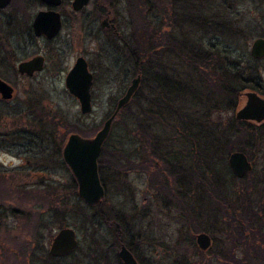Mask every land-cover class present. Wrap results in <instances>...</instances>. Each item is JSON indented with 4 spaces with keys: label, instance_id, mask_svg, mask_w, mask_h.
I'll list each match as a JSON object with an SVG mask.
<instances>
[{
    "label": "trees",
    "instance_id": "1",
    "mask_svg": "<svg viewBox=\"0 0 264 264\" xmlns=\"http://www.w3.org/2000/svg\"><path fill=\"white\" fill-rule=\"evenodd\" d=\"M95 1V4H109L115 0ZM123 1L128 10L123 38L129 41V51L124 50L135 73L141 60L143 70L140 88L118 115H127L131 132L138 136L141 145L137 152L118 153V158L108 150L107 139L98 160L101 184L107 188L105 176L115 181L120 175L125 180V173L130 170L146 175L147 189L153 191L154 201L163 212L178 218L185 234L192 237L190 245L202 255L196 264H209L205 255L228 259L220 251L213 254V243L220 238L240 241V264H264V176L258 181L252 171L236 179L225 165L233 151L243 152L250 162L253 160V151L264 145V123L239 122L230 117L225 124L221 118L225 113L235 114L243 103L242 93L246 88L257 92V74L230 54L205 44L207 37L235 43L239 29L231 17L232 3L230 0ZM37 4V0H12L9 6L18 12L17 25L24 23L28 39L32 38L29 8ZM31 48L26 45L22 55L30 56ZM145 83L147 88L142 93ZM51 153L59 158L54 150ZM36 157L41 164L51 161L47 155ZM104 168L108 171L106 175ZM153 179L157 180L156 188L152 186ZM229 179L239 187L231 189ZM50 189L45 192L44 215L33 218L35 215L30 211H23L27 220L35 219L27 222L33 236L52 226L66 227L68 216L74 212L81 229L97 248L101 244L96 238L97 225L111 229L116 247L121 245L123 235L132 233L129 239L135 238L134 241L123 245L138 264H143L136 246L149 243L133 227L146 212L144 207L127 211L123 204L110 205L104 199L97 206H87L77 196L74 178L68 186L70 195L51 186ZM33 193L39 194L31 190L20 196ZM70 197L75 199L71 201ZM198 233L211 235L212 247L206 252L196 247ZM23 249L26 247L20 252ZM48 259L55 261L50 256ZM173 264L182 263L175 260Z\"/></svg>",
    "mask_w": 264,
    "mask_h": 264
},
{
    "label": "rangeland",
    "instance_id": "2",
    "mask_svg": "<svg viewBox=\"0 0 264 264\" xmlns=\"http://www.w3.org/2000/svg\"><path fill=\"white\" fill-rule=\"evenodd\" d=\"M70 1L65 0L58 10L66 24L59 36L49 43L36 40L29 44L27 34L24 33L27 31L24 23L20 26L6 24L12 10L7 9L0 13V65L2 66L0 78L10 84L15 91L11 101L0 104V140H3L2 146L5 145L0 150V168H2L0 171V264H97L96 261L101 264H121L117 257L119 247L114 246L113 232L109 227L97 225L96 238L101 244L98 248L93 244L91 246L92 240L81 229L73 212L65 223H67L66 227L74 229L77 234V249L65 258L51 261L48 259V249L59 227L52 226L33 236L27 223L28 220L44 215L47 199L45 192L51 190L50 186L57 192L71 194L68 186L73 177L68 168L59 161L62 160L61 153L67 137L74 133L84 138L94 137L110 117L113 103L115 104L124 92L121 91L122 93L119 94V88L124 82L123 77L116 76V69L108 66L111 61H108L106 51L110 54L111 51L110 48H106L107 44L104 43L106 39H102L105 33H100L99 22H95L96 13L93 4L96 1L91 0L90 5L79 14L71 12ZM230 2L231 17L239 29L235 43L226 44L222 38L207 37L205 44L213 50L218 48L221 52L230 54L237 62L253 69L257 74L255 80L259 83L257 93L264 97V59L253 60L249 54L253 41L257 38L264 39V0H230ZM123 5L126 8L124 1ZM119 8L122 12V5ZM119 8H116L117 11ZM42 9L44 6L39 3L29 8L31 17ZM124 16L121 13H114L112 16V19L118 23L121 33L122 30L124 31L122 18ZM91 28L99 32L97 38L90 31ZM26 45L32 47L29 49L31 55L27 57L22 55ZM38 54L48 59L44 72L32 79L15 78L16 63ZM80 56L86 59L89 69L94 74L93 110L88 115L80 113L78 102L64 88V77L76 58ZM119 66L123 67V61H119ZM129 82L130 80L124 82V88ZM141 88L142 93H145L147 83ZM246 91H250V88H246ZM131 109L133 111L135 107L132 105ZM230 117H234V113L221 115L225 124ZM131 128L126 114L117 115L107 138L108 150L114 152L115 157L119 158L118 153H124L125 150L137 152L140 149L138 147L141 141L138 136L133 135ZM13 144L16 146L13 148L16 157H11L9 153L3 151ZM52 150L59 154V158L52 156ZM258 150L253 151V160H251L253 174L257 180L264 176V145ZM140 152L142 153L141 150ZM38 155H47L51 161L49 163L44 161L47 165L44 162L41 164L36 157ZM123 160L122 164L125 163ZM225 165L229 170L227 160ZM105 171L108 172L107 168H104L106 175ZM125 174V180L120 175L115 177V181L107 180L105 176L107 188H105L104 201L110 205L121 203L127 211L132 208L140 210L144 207L146 212L133 227L149 243L136 246L142 258L141 262L173 264L177 260L182 264L199 263L202 255L190 245L192 237L185 234L178 218H174L169 212H163L160 205L154 201L153 191L147 189V176L132 170ZM153 181L152 186L156 188L157 180L153 179ZM228 185L233 190L239 187V184L231 179ZM31 190H35L40 195L33 193L26 197L20 196V193ZM70 198L71 201L75 199ZM11 210L16 212L13 213ZM24 210L30 211L31 215L35 216L27 220ZM131 235L132 233L123 235L120 243L134 241L135 238L129 239ZM185 239L186 242L178 241ZM23 246L26 249L20 252ZM240 247V241H225L220 238L218 242L213 243V254L220 251L228 259L223 261L205 255V262L240 264L239 261L242 260Z\"/></svg>",
    "mask_w": 264,
    "mask_h": 264
},
{
    "label": "water",
    "instance_id": "3",
    "mask_svg": "<svg viewBox=\"0 0 264 264\" xmlns=\"http://www.w3.org/2000/svg\"><path fill=\"white\" fill-rule=\"evenodd\" d=\"M11 0H0V9L6 8ZM41 4L50 6L51 9L38 11L32 21L33 35L37 38L44 37L47 40L54 39L60 32L62 21L56 9L62 0H38ZM89 0H73L71 8L79 12ZM107 21L104 20V27ZM250 57L253 60L264 59V39L257 38L250 47ZM44 68V59L41 56L22 61L17 65V73L22 76L31 77L41 72ZM140 77L133 79L130 86L119 99L115 111L104 122L102 128L92 138H84L78 134H70L62 149V159L71 172L77 184V196L87 206L94 207L101 203L105 197V189L101 184L98 170V159L104 143L106 142L112 124L119 111L131 100L138 89ZM64 84L67 92L79 104L82 115L92 112L91 87L93 76L88 71L84 58L76 59L73 67L66 74ZM14 89L12 86L0 79V98L3 101L12 100ZM243 103L236 110L234 118L239 122H251L254 124L264 123V97L255 91L242 93ZM227 166L230 173L236 179H242L249 174L253 166L247 156L240 151H234L227 158ZM78 239L74 229L69 227L60 228L51 240L48 254L52 258L67 257L77 247ZM195 244L198 250L206 252L212 247V239L206 233H198L195 236ZM122 264H137L132 253L121 245L117 254Z\"/></svg>",
    "mask_w": 264,
    "mask_h": 264
},
{
    "label": "flooded vegetation",
    "instance_id": "4",
    "mask_svg": "<svg viewBox=\"0 0 264 264\" xmlns=\"http://www.w3.org/2000/svg\"><path fill=\"white\" fill-rule=\"evenodd\" d=\"M38 1V0H37ZM72 1L73 0H71L70 1V3H69V7H70V9H71V12L72 13H74V14H79V13H81L82 11H84L85 9H86V7L87 6H89L90 5V3H91V0H89V3L87 4V6H85L82 10H80L79 12H74L73 10H72V8H71V4H72ZM11 3H12V0H11V2H10V4L6 7V8H4V9H0V13H2V12H5V11H7V9H9V6L11 5ZM39 4H41L40 2H38ZM65 3V0H62V2H61V4H60V6L56 9V11L60 14V16H61V21H62V27H61V30H60V32H59V34L61 33V31H62V29H63V27L65 26V24H66V22H65V19H63V15L58 11L59 9H60V7H62V5ZM41 5H43L44 6V9H42V10H48V9H51V7L50 6H46V5H44V4H41ZM94 5V11H95V13L96 12H100V15H96V19H95V22L96 23H98L99 22V26H100V28H99V30H100V33L102 32V33H105L104 34V37L102 38V39H106L105 41H104V43L105 44H107V46H106V48L108 47V48H110V51H111V54L110 53H108L107 51H106V54H107V56H108V61H111V63L108 65V66H110L111 68H114V69H116V76H122L123 77V79H124V82L125 81H129L130 80V82H129V84H128V86L126 87V88H124V82H123V85H122V87H120L119 89V94H121L123 91V94H122V96L124 95V93L126 92V90L128 89V87L130 86V83H131V81L133 80V79H135V78H137V77H140V83H139V86H138V89L140 88V85H141V71L143 70V61L141 60L140 62H139V65H138V71H137V74L136 73H134V66L131 64V62H130V60H129V57H128V54L125 52V50H127L128 49V51H129V41L127 40V39H124L123 38V33H124V31L122 30V33H121V31H119L120 30V27H119V25H118V23L117 22H115L113 19H112V16H114V13H118V14H124L125 16L124 17H122L123 18V21H124V28H125V18H126V16H127V14H128V10H127V8H125L124 7V5H123V0H115V1H113V2H111V3H109V4H104V3H98V4H93ZM120 5H122V8H123V10H122V12H120ZM112 7L111 9H109L108 7ZM116 8H119V11H117V9ZM40 11V10H39ZM12 13H10L9 14V16H8V19H7V25L9 24V26H15L16 24H17V12L16 11H11ZM38 12V11H37ZM36 12V13H37ZM120 12V13H119ZM35 13V14H36ZM35 14L33 15V17H31V20H30V23H29V25H30V28H31V36H32V38L31 39H29V44H31V42L32 41H36V40H42L44 43H49V42H51V41H53V40H55L58 36H59V34L54 38V39H52V40H47V39H45L44 37H39V38H37V37H35L34 35H33V32H32V27H31V24H32V21H33V18H34V16H35ZM104 20H106L107 21V24H105V26L103 27L102 26V23H103V21ZM123 28V29H124ZM91 32H93L95 35H96V38H97V36H98V34L97 33H99V32H97L96 30H95V28H91V30H90ZM96 38H94V39H96ZM27 43V44H28ZM28 44V45H29ZM125 49V50H124ZM127 51V52H128ZM0 55H1V50H0ZM36 56H41V57H43V59H44V68H43V70L41 71V72H38V73H35L33 76H31V77H27V76H22V75H19L18 73H17V65L20 63V62H22V61H26V60H29V59H31V58H33V57H36ZM33 57H31V58H29V59H26V60H21V61H19V62H17L16 63V67H15V73H14V76H15V78H29V79H32V78H34V77H36V76H40L43 72H44V70H45V68H46V64H47V62H48V59L45 57V56H43V55H40V54H38V55H35V56H33ZM81 57V56H80ZM77 58H79V57H77ZM76 58V59H77ZM83 58V57H82ZM121 58H123L124 60H122ZM85 59V58H84ZM111 59V60H110ZM76 61V60H75ZM85 61H86V59H85ZM119 61H123V67H120L119 66ZM0 62H1V58H0ZM75 63V62H74ZM86 63H87V68H88V71L92 74V76H93V83H94V74L91 72V70L89 69V64H88V62L86 61ZM74 65V64H73ZM0 67H2L1 65H0ZM73 67V66H72ZM71 67V68H72ZM70 68V69H71ZM69 69V70H70ZM69 72V71H68ZM67 72V73H68ZM66 73V74H67ZM66 76V75H65ZM117 78H119V77H117ZM1 79V78H0ZM64 79H65V77H64ZM2 80V79H1ZM4 81V80H3ZM5 82V81H4ZM7 83V82H6ZM8 84V83H7ZM10 85V84H9ZM11 86V85H10ZM92 87H93V84H92ZM92 87H91V90H90V93H91V99H92ZM64 88H65V84H64ZM14 89V88H13ZM138 89H137V91H138ZM65 90H66V88H65ZM67 91V90H66ZM122 91V92H121ZM15 92V91H14ZM136 93V92H135ZM71 96V95H70ZM13 97H14V95H13ZM72 97V96H71ZM13 99V98H12ZM75 99V98H74ZM76 100V99H75ZM11 101V100H10ZM118 101H119V99L116 101V103L114 104L113 103V110L111 111V114L115 111V109H116V105H117V103H118ZM9 102V101H8ZM8 102H6V101H3L1 98H0V104L1 103H8ZM92 103H93V101H92ZM93 107V106H92ZM126 107V106H125ZM124 109V108H123ZM123 109H121L120 111H119V113L121 112V111H123ZM1 138V137H0ZM2 141L3 140H0V150H2V147L3 146H5V145H3L2 146ZM16 146L13 144V145H11L10 147H8L7 146V148L6 149H4L3 151H6V154L7 153H9V155L12 157H16V152H14L13 151V148H15ZM61 158H62V153H61ZM62 161H63V159H62ZM28 163V162H27ZM67 167V166H66ZM1 169L2 168H0V171H1ZM116 229H119V226L117 225L116 226ZM121 245H123V244H121ZM120 245V246H121ZM77 246H78V244H77ZM91 246H92V243H91ZM120 246H119V248H120ZM76 249H77V247H76ZM75 249V250H76ZM91 250V249H90ZM119 251V250H118ZM91 252H92V250H91ZM131 252V251H130ZM132 253V252H131ZM72 254V253H71ZM70 254V255H71ZM117 254H118V252H117ZM132 255H133V253H132ZM69 256V255H68ZM118 257V256H117ZM133 257H134V255H133ZM52 258V257H51ZM61 258H65V257H61ZM61 258H53V259H61ZM135 258V257H134ZM119 259V258H118ZM135 260H136V262H137V264H138V261H137V259L135 258ZM120 261V260H119ZM121 262V261H120ZM122 264V263H121Z\"/></svg>",
    "mask_w": 264,
    "mask_h": 264
}]
</instances>
